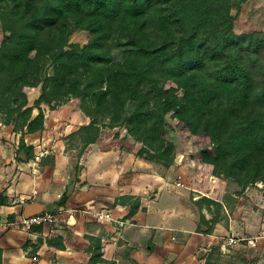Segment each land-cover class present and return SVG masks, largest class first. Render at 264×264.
Here are the masks:
<instances>
[{"label": "trees", "instance_id": "obj_1", "mask_svg": "<svg viewBox=\"0 0 264 264\" xmlns=\"http://www.w3.org/2000/svg\"><path fill=\"white\" fill-rule=\"evenodd\" d=\"M243 1L0 0V122L20 132L17 154L32 158L35 144L23 136L44 129L42 104L52 111L75 96L87 98L94 110L76 131L86 145L98 138L96 115L102 111L131 124L145 145L136 154L157 161L165 148L159 142L163 116L175 110L189 130L209 136V162L226 163L230 175L262 179L264 45L233 31L231 10ZM74 24L94 36L83 45L70 42ZM122 46L125 58L113 61L112 49ZM43 58L49 71L42 72ZM161 79L175 82L182 95L164 88ZM38 84L33 114L24 88ZM128 104L133 109L126 115ZM119 198H135L124 218L140 209L139 196ZM203 222L206 228L198 231L211 233L212 225ZM90 239L89 262H109L98 240Z\"/></svg>", "mask_w": 264, "mask_h": 264}, {"label": "crops", "instance_id": "obj_2", "mask_svg": "<svg viewBox=\"0 0 264 264\" xmlns=\"http://www.w3.org/2000/svg\"><path fill=\"white\" fill-rule=\"evenodd\" d=\"M49 132L43 129L23 138L34 143ZM54 140L53 163L36 167L38 173L33 174L29 159L19 154L20 159L15 158L18 136L13 144L0 136V221L44 211H54L55 216L51 223L34 225L30 231L0 225L2 264H91L90 238L98 240L101 257L113 261L98 264H199L200 253L215 236L195 231L198 209L186 190L171 192L176 183L163 167L122 147L120 140L104 147L99 138L88 145L74 173L69 156ZM125 194L139 196L140 209L130 218H119L110 202ZM63 196L65 201L59 204ZM174 196H178L176 207ZM95 211H109L118 221L97 217ZM176 215L190 221L173 224L170 218ZM176 232L178 242L172 241ZM198 242L201 246L196 249Z\"/></svg>", "mask_w": 264, "mask_h": 264}, {"label": "rangeland", "instance_id": "obj_3", "mask_svg": "<svg viewBox=\"0 0 264 264\" xmlns=\"http://www.w3.org/2000/svg\"><path fill=\"white\" fill-rule=\"evenodd\" d=\"M231 14L234 17V33L243 35L246 40L254 39L264 45V0H244L231 10ZM174 30H178V26H175ZM3 34L5 33L0 27V43ZM117 34L120 36L122 33ZM93 36L92 31L74 24L71 25L68 38L72 43L83 45ZM114 37L112 35V38ZM125 39L124 36L122 41ZM126 54L125 47H115L112 49V60L121 61ZM41 60L42 72L49 71L51 69L49 61L45 58ZM159 84L164 88L173 87L179 96L182 95V90L171 79H161ZM24 91L29 104L33 107V114H36L38 110L35 107V101L40 95V84L26 86ZM84 100L87 98L82 100L81 97L70 96L63 99L52 111L42 104L46 117L44 129L49 128L50 132L44 139L34 142L38 144L45 141L53 145L56 138L58 146L62 147L63 152L69 156L72 164L71 171L74 173L79 170V160L88 147L82 135L76 134V131L79 126L87 124L91 115L94 114V110H89L87 105L89 103H85ZM132 109V105L128 104L126 115ZM96 124L99 131L97 139L103 140L102 146L104 147L113 141L120 140L123 142L122 147L133 149L136 153L139 148L145 146L139 136L132 134L131 124L122 118L112 120L101 111L96 115ZM1 128L3 129L0 133L1 140H10L13 144L17 136L18 139L20 138V132H14L12 125L1 124ZM159 142H163L168 151L163 148L158 153L160 159L157 161L144 159L154 163L157 168L163 167L171 179H174L176 186L171 192L178 194L180 191H187V196L189 194L187 198L192 201L199 212L195 231H198L199 225L202 229L206 228L204 220L209 222L208 226L212 225V231L208 234L215 237L211 243L205 245L207 249L200 253L199 264H264V238H260L253 244H218L221 236L232 234V228L241 235H257L262 230L264 227L262 226L264 224V176L254 181L247 174L230 175L226 163L220 161L214 165L209 162L206 155L212 153L209 136L202 132L189 130L187 125L178 118L175 110L164 114ZM17 148L18 146L15 147V158L20 159L19 155H23V152L18 155ZM54 157V153L44 156L36 167L43 169L44 163H51ZM178 182L180 184H177ZM194 187L199 191L193 189ZM152 196L150 193L149 199ZM119 197L110 202V205L115 207L116 211L118 210L114 211L116 215L123 218L129 212V206L135 202V198L124 201ZM173 201H176V207L178 196H174ZM112 216L116 218L115 215L112 214ZM188 221L190 220L187 216L176 215L170 218L171 223L181 226L186 225ZM174 236L172 241L177 240L178 242L177 237H180V234L176 232ZM201 242H198L196 249L201 246Z\"/></svg>", "mask_w": 264, "mask_h": 264}, {"label": "built area", "instance_id": "obj_4", "mask_svg": "<svg viewBox=\"0 0 264 264\" xmlns=\"http://www.w3.org/2000/svg\"><path fill=\"white\" fill-rule=\"evenodd\" d=\"M55 151L53 145L47 144L45 141H41L38 144L34 145V156L28 160L30 171L35 174L36 173V165L38 166L41 159ZM177 184H180L178 182ZM20 202L24 200L19 198ZM95 215L100 218H105L108 220H115L118 221L111 215L109 211H95ZM54 212L51 211H44L38 212L29 216H23L19 220H3L0 221V225L3 229L14 228L18 230H26L30 231L31 227L34 225H43L48 224L54 221ZM121 222V221H119ZM260 238H264V227L257 235H241V234H228L225 236H221L219 239L221 241L218 242L220 245H229V244H240V243H247L253 244L255 241L259 240Z\"/></svg>", "mask_w": 264, "mask_h": 264}, {"label": "water", "instance_id": "obj_5", "mask_svg": "<svg viewBox=\"0 0 264 264\" xmlns=\"http://www.w3.org/2000/svg\"><path fill=\"white\" fill-rule=\"evenodd\" d=\"M30 214H25L24 216H29Z\"/></svg>", "mask_w": 264, "mask_h": 264}]
</instances>
